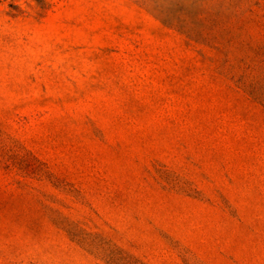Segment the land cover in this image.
Returning <instances> with one entry per match:
<instances>
[{"label":"rangeland","instance_id":"374dc122","mask_svg":"<svg viewBox=\"0 0 264 264\" xmlns=\"http://www.w3.org/2000/svg\"><path fill=\"white\" fill-rule=\"evenodd\" d=\"M0 264H264V0H0Z\"/></svg>","mask_w":264,"mask_h":264}]
</instances>
